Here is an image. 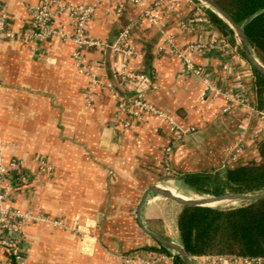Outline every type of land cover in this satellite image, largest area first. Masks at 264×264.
<instances>
[{
  "label": "crops",
  "instance_id": "obj_1",
  "mask_svg": "<svg viewBox=\"0 0 264 264\" xmlns=\"http://www.w3.org/2000/svg\"><path fill=\"white\" fill-rule=\"evenodd\" d=\"M41 1L2 0L16 37L0 41V146L6 164L17 162L14 173L31 177L6 205L39 220L25 224L22 260L0 250V264H126L125 256L159 246L138 221L146 191L167 187L187 198L193 190L183 174L224 171L259 159L264 111L257 108L254 68L212 24L204 6L190 0L126 3L122 10L123 0H66L95 7L88 26L95 39L112 45L128 29L132 46L143 54L131 68L149 78L146 99L179 125L196 128L173 144L175 175L168 176L163 158L173 141L171 124L156 116L135 121L118 114L116 93L125 87L114 77L110 48L83 51L77 63L75 43L52 38L35 45L24 36L34 29L33 8ZM196 15L210 23H192ZM63 20L69 32L68 17ZM184 57L220 93L240 76L250 107L238 104L223 114L226 98L209 91L204 78L183 74ZM128 120L133 124L125 128ZM238 144L242 153L231 162ZM42 161L51 172L41 170ZM181 212L180 205L150 194L142 217L149 231L181 245Z\"/></svg>",
  "mask_w": 264,
  "mask_h": 264
},
{
  "label": "built area",
  "instance_id": "obj_2",
  "mask_svg": "<svg viewBox=\"0 0 264 264\" xmlns=\"http://www.w3.org/2000/svg\"><path fill=\"white\" fill-rule=\"evenodd\" d=\"M147 0H123L119 10H122L126 3L143 4ZM176 1L170 2L171 7L175 6ZM190 3H196L195 0H190ZM95 14V7L87 4H73L66 0H42L40 4L33 8V31H26L24 36L33 41L35 45L39 42L46 41L52 38H58L64 42L71 41L78 47L75 53L77 63L82 60L83 51L86 50H104L110 48L114 53L116 60L113 64L114 77L124 85L123 92L116 93L117 109L119 115H128L132 120L144 121L151 116H156L162 119H167L171 124L173 133L172 143L169 144L164 151L163 167L168 176H174L175 171L171 167L170 156L173 149V144L181 140L186 135L196 131L195 127L185 128L177 123V121L165 113L157 109L151 104L145 96L144 84L149 81L146 74L134 71L131 68V63L135 59L143 57L131 44L130 31L126 29L121 32L117 41L108 45L107 43L91 37L88 33L89 22ZM153 22H157L159 16L147 12ZM64 17H68L70 31L67 32ZM58 21L53 23V19ZM192 23H210L207 18L202 15H196ZM9 14L5 11L0 0V41L11 40L16 37V34L8 27ZM124 55V59L121 58ZM185 59V67L183 74H194L204 78L207 89L216 94H223L226 98L227 105L222 109L223 114L229 113L236 105L240 104L244 107H250V100L247 97V88L242 82L241 77H237V82L232 89L220 93L208 75L197 68L194 63L188 58ZM98 81L94 80L93 85H97ZM132 121L123 123L125 128L131 127ZM243 147L238 144L231 152V162L239 160ZM17 162L13 161L6 164L3 150L0 146V250H6L10 253L11 258L15 261L22 260L20 254L21 245L24 239V227L28 220H39L22 212L15 207L7 206L6 202L15 189L28 187L31 182V177L26 173L15 174ZM41 170L43 172H51V167L47 161L41 162ZM45 220V219H44ZM56 225H61L59 221ZM176 252L161 253V252H137L124 257L126 264H175ZM195 264H264V257H242V256H221V255H206L192 258Z\"/></svg>",
  "mask_w": 264,
  "mask_h": 264
},
{
  "label": "trees",
  "instance_id": "obj_3",
  "mask_svg": "<svg viewBox=\"0 0 264 264\" xmlns=\"http://www.w3.org/2000/svg\"><path fill=\"white\" fill-rule=\"evenodd\" d=\"M213 1L239 25L257 14L246 26L245 33L251 50L264 65V0ZM207 14L212 24L224 37L230 38L231 45L248 62L235 31L211 9ZM253 70L254 86L258 94L257 108L264 111V76ZM258 151L257 160L228 167L224 171L183 174L182 180L198 195L264 193V139L260 142ZM178 229L181 245L191 258L206 255L264 257V199L243 202L229 208L185 206L178 218ZM147 250L172 253L161 244ZM175 264L185 262L176 256Z\"/></svg>",
  "mask_w": 264,
  "mask_h": 264
},
{
  "label": "water",
  "instance_id": "obj_4",
  "mask_svg": "<svg viewBox=\"0 0 264 264\" xmlns=\"http://www.w3.org/2000/svg\"><path fill=\"white\" fill-rule=\"evenodd\" d=\"M206 4L208 8H210L213 12H215L220 18H222L236 33V36L239 40V44L242 48V51L251 64V66L257 70L260 74L264 76V65L260 62V60L255 56L253 51L251 50L248 38L245 33L246 26L255 18V15L250 17L243 25H239L235 22V20L215 1L213 0H199ZM150 194H155L159 197L172 201L180 206H188V207H212L210 204L218 203V202H255L264 199V193L258 194H224L220 196H212L209 198H199V199H190L184 198L177 195H174L171 192L164 191L158 187H152L143 195L139 209H138V221L142 228V230L153 238L159 244L167 247L168 249L176 252L177 256L181 257L185 264H195L194 260L188 255L185 248L177 244L175 242L169 241L151 231H149L144 223L142 217V209L146 203V200Z\"/></svg>",
  "mask_w": 264,
  "mask_h": 264
},
{
  "label": "rangeland",
  "instance_id": "obj_5",
  "mask_svg": "<svg viewBox=\"0 0 264 264\" xmlns=\"http://www.w3.org/2000/svg\"><path fill=\"white\" fill-rule=\"evenodd\" d=\"M195 2L196 3H198V4H200V5H203L204 6V9H205V11H208L210 8H208V6L206 5V4H204L203 2H201V1H197V0H195ZM235 35H236V33H235ZM230 38H228V40H229ZM236 39H237V41H238V43H239V40H238V38H237V36H236ZM240 45V44H239ZM241 50H242V48H241ZM243 52V51H242ZM261 62V61H260ZM263 64V63H262ZM163 188H167V187H163ZM185 197H187V198H190V199H199V198H209V197H211V195H198V194H196V193H194V192H189V193H187L186 195H184ZM241 203H243V202H225V203H223L222 205H218V206H212V207H214V208H217V207H220V208H229V207H236V206H239ZM182 207V209H183V206H181ZM172 251V250H171ZM172 252H174V251H172Z\"/></svg>",
  "mask_w": 264,
  "mask_h": 264
},
{
  "label": "bare ground",
  "instance_id": "obj_6",
  "mask_svg": "<svg viewBox=\"0 0 264 264\" xmlns=\"http://www.w3.org/2000/svg\"><path fill=\"white\" fill-rule=\"evenodd\" d=\"M162 190H164V191H167V192H171V193H173L174 195H177V196H180V197H183V196H181L180 194H177L176 192H173L172 190H169V189H167V188H162ZM224 202H218V203H213V204H210L211 206H217V205H222Z\"/></svg>",
  "mask_w": 264,
  "mask_h": 264
}]
</instances>
